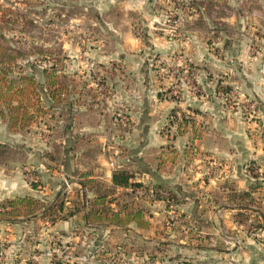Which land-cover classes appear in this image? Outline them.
Masks as SVG:
<instances>
[{"label":"rangeland","instance_id":"374dc122","mask_svg":"<svg viewBox=\"0 0 264 264\" xmlns=\"http://www.w3.org/2000/svg\"><path fill=\"white\" fill-rule=\"evenodd\" d=\"M0 44L9 78L62 89L22 128L0 116V212L39 201L0 215V264L263 261L264 0H0ZM110 156L138 185L94 173ZM131 209L148 228L106 220Z\"/></svg>","mask_w":264,"mask_h":264},{"label":"trees","instance_id":"16d2710c","mask_svg":"<svg viewBox=\"0 0 264 264\" xmlns=\"http://www.w3.org/2000/svg\"><path fill=\"white\" fill-rule=\"evenodd\" d=\"M5 49L7 48H4L0 44V116L6 118L9 127L22 128L34 121L37 117L46 114L47 108L57 101L58 93L62 89L59 88V81L57 80L58 77L55 70L52 72L46 69L43 70V83L37 82L33 76L26 74H20L17 78H9L7 66L15 56L6 54ZM4 148L5 146L0 143V156L5 152ZM91 179L92 178H88L87 180L84 179L79 183L84 186L85 189L89 186L92 188L90 185L92 183ZM130 179L131 174L128 170L115 168L112 170L111 174V186L116 188H128L129 186L138 185L131 182ZM32 187H35V184H32ZM105 197L106 193L96 192L92 199L86 198L81 200L86 204L84 216H86L87 221L93 220L94 217L101 218L98 207ZM34 203H39V201L33 196H19L8 199L6 204L9 206V209L6 208L3 212H0V215H34L37 211L35 212L32 208H26L32 204L34 206ZM74 203H78V201L75 200ZM20 204H24V209H26L24 214L17 210ZM42 208H44V206ZM52 208L53 207H50L48 211L52 210ZM243 210L252 209L251 206L245 204ZM74 213L75 212H71L69 215H74ZM10 217L12 216H8L6 219H10ZM106 220L117 226L133 223L137 228L142 229H146L150 225V222L145 219L141 209H131L124 214H121L119 211H112Z\"/></svg>","mask_w":264,"mask_h":264},{"label":"crops","instance_id":"0c3cea01","mask_svg":"<svg viewBox=\"0 0 264 264\" xmlns=\"http://www.w3.org/2000/svg\"><path fill=\"white\" fill-rule=\"evenodd\" d=\"M99 166L97 168L94 169V173L95 171H97L98 173H101L103 170L107 171V181L110 182L111 180V173H112V170L115 169V168H120V166H123L125 165V163H122L123 165H120V162L118 161V159L116 158H113V157H109V158H106V157H102L101 159H99ZM104 166V167H103ZM104 172V171H103ZM96 174H94L95 176ZM80 188L82 189L81 192V197L82 199L84 200L85 198V194H86V189L84 188V186H82L80 183ZM194 202H197V199L194 198ZM193 209L196 211V208H192L191 211H193ZM198 209V208H197ZM255 210H259L258 208L255 209ZM81 212V211H80ZM197 212V211H196ZM220 214V212H217V216ZM262 219L264 220V213H260ZM223 225V224H222ZM225 225V224H224ZM223 225V226H224ZM263 257V256H262ZM261 257V258H262ZM260 264H264V259L263 261L259 262Z\"/></svg>","mask_w":264,"mask_h":264}]
</instances>
